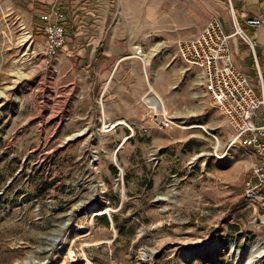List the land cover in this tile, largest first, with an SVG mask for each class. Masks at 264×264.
Listing matches in <instances>:
<instances>
[{"label":"rangeland","instance_id":"obj_1","mask_svg":"<svg viewBox=\"0 0 264 264\" xmlns=\"http://www.w3.org/2000/svg\"><path fill=\"white\" fill-rule=\"evenodd\" d=\"M37 1L0 0V264H246L252 244L264 264V216L241 196L252 151L226 149L224 116L176 51L220 2L55 0L71 41L45 62ZM107 43L134 88L130 128L103 130L94 85L77 88Z\"/></svg>","mask_w":264,"mask_h":264},{"label":"built area","instance_id":"obj_2","mask_svg":"<svg viewBox=\"0 0 264 264\" xmlns=\"http://www.w3.org/2000/svg\"><path fill=\"white\" fill-rule=\"evenodd\" d=\"M41 20L36 28L44 35L42 56L48 62L65 41L64 15L51 3ZM245 21L251 25L259 23L257 17ZM231 25L232 31L226 32L217 17H213L197 33L179 39L176 51L187 65L199 69V85L224 116L231 130L226 149L236 145L252 151L253 159L242 181L241 196L264 216V86L259 72L255 86L233 63L229 38L234 34L244 40L248 38L233 18ZM248 45L252 49V43L248 41ZM152 119L158 125L172 122L163 113H153Z\"/></svg>","mask_w":264,"mask_h":264},{"label":"crops","instance_id":"obj_3","mask_svg":"<svg viewBox=\"0 0 264 264\" xmlns=\"http://www.w3.org/2000/svg\"><path fill=\"white\" fill-rule=\"evenodd\" d=\"M58 0L57 3L64 7L68 4L71 9L75 6L78 0ZM220 9L217 10V19L221 22L223 29L226 32L232 31L230 19H235L239 28L247 35L248 40H244L237 34L231 35L228 40L229 52L235 66L244 72L256 86L258 83L257 75L260 73L261 81L264 86V0H218ZM51 3L55 0H38L35 7H45L47 10ZM63 4V5H62ZM47 10L40 11L38 14L39 21ZM39 11V10H37ZM35 14V13H34ZM257 17L258 25L246 23V19ZM35 22V21H34ZM71 41V37L65 35V43ZM248 41L252 43V49L249 48ZM102 41L98 43H87L89 49H97ZM63 47L66 49L67 47ZM108 43L104 45L103 51L95 62V72L93 80L87 82L86 77L91 80V76L87 73L82 74L78 78L79 90H86L88 93L91 89L90 84L94 85L96 95L100 99V112L102 120L109 124H113L111 128L123 129L133 124L134 120V88L128 80V76L124 72L122 74L116 72L117 59L109 53ZM131 55V54H130ZM129 55V56H130ZM128 56V55H127ZM123 56V58L127 57ZM128 58V57H127ZM130 58V57H129ZM125 60V59H121ZM84 65L88 66L89 61L82 60ZM144 63V62H143ZM132 68V66H131ZM82 82L83 84H80ZM88 83L86 86L85 83ZM96 100V98H95ZM42 100H39L41 102ZM96 102V101H95ZM36 104V105H37ZM126 109L123 113L122 110ZM129 109V112H128ZM119 120L124 122H119Z\"/></svg>","mask_w":264,"mask_h":264},{"label":"bare ground","instance_id":"obj_4","mask_svg":"<svg viewBox=\"0 0 264 264\" xmlns=\"http://www.w3.org/2000/svg\"><path fill=\"white\" fill-rule=\"evenodd\" d=\"M24 39V38H23ZM25 40V39H24ZM24 42V41H23ZM133 56H136L137 58H140L144 63L147 62V57H146V54L142 51V49L139 47V46H135L134 49H133ZM201 80V79H200ZM150 88H152V86L150 85ZM155 94V93H154ZM156 98L155 99H144V102L149 105L150 107H152L155 111H157L161 106L164 107V103H163V100L161 98V96L156 92L155 94ZM163 112L165 113V110L163 108ZM163 113V114H164ZM119 122H124V121H121L119 120ZM113 126V124H109V123H106L104 121L101 122V128L104 130V129H107V128H111ZM194 126V125H193ZM196 126V125H195ZM215 143V148L217 149L218 147L221 146V142L220 140L217 138L216 141L214 142ZM114 155V154H113ZM198 155V154H197ZM196 155V156H197ZM102 212V211H101ZM99 212V213H101ZM58 230L59 228L56 229V232L58 234ZM54 233V236L51 237V243L50 245L54 244L55 242L53 241V239L57 236V234L55 235ZM54 242V243H53ZM252 246L256 249L254 251V254L252 255L251 258L245 260L246 261V264H251L252 262H255L257 261L258 258H261L263 256V251L260 249V247H257L256 244H252ZM251 246V247H252ZM49 245L46 246V248L48 249ZM234 258H237V255L235 254L234 255ZM257 258V259H256ZM87 263H88V260H87Z\"/></svg>","mask_w":264,"mask_h":264},{"label":"water","instance_id":"obj_5","mask_svg":"<svg viewBox=\"0 0 264 264\" xmlns=\"http://www.w3.org/2000/svg\"><path fill=\"white\" fill-rule=\"evenodd\" d=\"M198 155H199V154H198ZM198 155H197V156H198ZM93 185H94V188H95L96 185H95V181H94V180H93ZM60 228H62V226H61ZM58 233H59V232H58ZM56 234H57V233H55V235H56ZM57 239H58V234H57V236L53 239V241L56 242ZM54 242H53V243H54ZM45 248H46V247H45ZM48 248H49V247H48ZM46 249H47V248H46Z\"/></svg>","mask_w":264,"mask_h":264},{"label":"trees","instance_id":"obj_6","mask_svg":"<svg viewBox=\"0 0 264 264\" xmlns=\"http://www.w3.org/2000/svg\"><path fill=\"white\" fill-rule=\"evenodd\" d=\"M99 218H102L103 219V222H104V224H107V221H106V218H105V215H101Z\"/></svg>","mask_w":264,"mask_h":264}]
</instances>
